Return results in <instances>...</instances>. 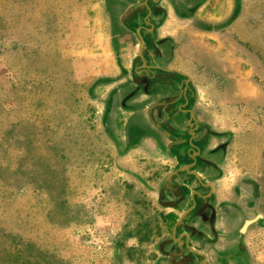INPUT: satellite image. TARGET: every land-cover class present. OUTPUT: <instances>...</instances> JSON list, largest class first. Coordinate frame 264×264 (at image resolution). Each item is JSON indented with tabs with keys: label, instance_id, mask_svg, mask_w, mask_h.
<instances>
[{
	"label": "rangeland",
	"instance_id": "obj_1",
	"mask_svg": "<svg viewBox=\"0 0 264 264\" xmlns=\"http://www.w3.org/2000/svg\"><path fill=\"white\" fill-rule=\"evenodd\" d=\"M234 2L237 13L242 0ZM244 3L251 18L236 28L240 42L250 39L263 60H220L222 90L210 86L212 61L200 60L207 80L193 104L214 113V126L232 124L226 100L235 96L247 123V95L263 98L264 0ZM127 6L0 0V264H155L159 257L178 204L164 191L166 159L133 157L135 142L123 138L136 133L123 129L117 90L136 77L140 61L136 31L119 25ZM230 19L208 34L216 37L212 46L232 52ZM242 140L247 148L262 143L263 114L247 123Z\"/></svg>",
	"mask_w": 264,
	"mask_h": 264
},
{
	"label": "crops",
	"instance_id": "obj_2",
	"mask_svg": "<svg viewBox=\"0 0 264 264\" xmlns=\"http://www.w3.org/2000/svg\"><path fill=\"white\" fill-rule=\"evenodd\" d=\"M123 1H127L129 6L123 10L119 25L136 31V35L138 32L142 34L144 40L142 54L146 65V68H143L139 58L140 61L134 68L136 77L117 90L119 101L117 109L125 114L126 120L123 129L136 133L135 135L130 133L129 136L127 134L123 138L125 141L128 139L131 143L135 142L136 151L132 154L133 157L143 158L146 155L166 159L164 164L168 167L165 170L170 175L168 180V175L166 176L164 181L166 184H171L174 176L181 178L180 173L188 172L189 168L195 165L192 174L198 181L201 179L210 186L208 193L211 196L209 204L204 203L197 211L206 213L203 218L208 219L209 216L213 218L211 222L213 230L210 231L206 223L205 226L197 227L205 230L194 232L195 244L201 248L210 263L232 264V260L235 259L233 239L236 231H232L231 225L225 223V218L230 216L232 211H237L241 213L242 219H239L241 222L243 218L250 217L256 210L258 211L254 202L257 203L260 196L264 198V140L253 148H247L242 140L247 123L249 125L258 119V115L259 117L261 114L264 115V87L261 100L253 99L249 92L247 100L244 101V109L251 110L247 123L244 121L246 116L238 109V100L235 96L233 100H226L227 111L232 103V108L230 107L228 112L233 117L231 126L226 127L214 126L212 117L214 113L210 118L207 110L204 113L202 106L193 104V98L200 89L201 79L207 80L203 62L200 60L212 61L210 66L217 73V81L212 80L210 86L219 87L221 90L225 83L218 82L220 60L235 59L239 54L242 56L245 54L246 59L263 60L262 52L260 55L253 52L250 39L244 37L240 42L237 31L240 27H248L247 22L251 18L250 6L242 0V3L238 4V12L235 13L234 0H144L142 6L145 7L136 8H132V5L141 0ZM230 16L227 44L230 45L232 42V52L212 46V42H216V37L208 34L209 28L214 27L213 24L228 20ZM259 20L264 23V12L259 16ZM194 21L199 23L197 27L193 26ZM192 43L197 45L194 47ZM203 45H209L210 49ZM235 47L238 49L241 47L243 53H239ZM138 69L140 72H136ZM262 81L264 86V71ZM246 87L250 91L255 90L256 86L246 84ZM215 101L211 100L210 105L213 106ZM254 107L259 108L257 116L255 113L252 114ZM190 112L193 113L192 122ZM116 114L119 115L117 110ZM143 141L147 143L146 147L140 146ZM176 167L179 168L173 174L172 171ZM178 172L180 173L176 174ZM177 181L176 178L174 182ZM195 185L193 181L186 182V188L191 190V194L195 190L200 194L207 192L206 186L201 189L195 188ZM195 201L194 199V203ZM194 205L196 207V204ZM185 207L178 206L177 216ZM260 208L264 215V205L262 204ZM247 221L250 223L246 225ZM247 221L242 223L239 235H242L245 228L253 225L254 220Z\"/></svg>",
	"mask_w": 264,
	"mask_h": 264
},
{
	"label": "flooded vegetation",
	"instance_id": "obj_3",
	"mask_svg": "<svg viewBox=\"0 0 264 264\" xmlns=\"http://www.w3.org/2000/svg\"><path fill=\"white\" fill-rule=\"evenodd\" d=\"M143 1L141 0L132 5V8L142 6ZM136 72H140V70L138 69ZM178 168L176 167L172 173ZM194 168L195 165L189 168V173L187 171L178 172L177 174L180 173L181 177L179 179L176 177L179 184L174 182L176 179L174 176L172 183L166 184L164 188V191L174 198V203H177L178 206L185 205L186 207L175 218L171 228L165 231L166 235L161 239L158 246L159 257L154 261L155 264H212L201 251V248L195 244L196 237L194 232L205 230L201 228L197 229V227L200 225L205 226L204 223H206V226H209V230H213V224H211L213 218H209L210 216L208 219L203 218L206 213L197 211L204 203L208 202L209 204L211 196L208 193L210 186L205 184L201 179L198 181L192 174L194 173ZM192 181L196 184L195 188L202 189L206 186L207 192L200 194L197 192L198 190H195L191 194V190L189 191L186 188V182ZM188 191L189 193H187ZM194 199L196 200L195 203ZM197 201L199 202L197 203ZM193 203L196 204V207ZM254 204L255 208L257 206L258 211L256 210L250 217L243 218L241 222H239V219H242L241 213L237 211H232L231 215L225 218V223L231 225L232 231H236V236L233 239V257L235 259L232 260V264H264V215L260 208L262 204L264 205V198L262 199L260 196L257 203L254 202ZM189 209L191 210L187 212ZM246 219L254 220L253 225L245 228L242 235H239L241 232L240 227L243 222L247 221Z\"/></svg>",
	"mask_w": 264,
	"mask_h": 264
},
{
	"label": "water",
	"instance_id": "obj_4",
	"mask_svg": "<svg viewBox=\"0 0 264 264\" xmlns=\"http://www.w3.org/2000/svg\"><path fill=\"white\" fill-rule=\"evenodd\" d=\"M145 4V3H144ZM148 18V16H147ZM147 22V21H146ZM137 36H138V39H139V44H138V55H139V58L141 60V63H142V67L143 68H146V65L144 63V58H143V54H142V50H143V47H144V40H143V37H142V34L140 32L137 33ZM190 117H191V122L194 120L193 119V113L190 112ZM191 124V123H190ZM191 135H193V132H191ZM190 145L192 147V149L194 150V145L192 144V142H190ZM195 151V150H194ZM196 152V151H195ZM196 154V153H195ZM175 174V173H173ZM170 175L167 176V180L169 179ZM180 221V220H179ZM250 222L247 221L246 222V225L249 224Z\"/></svg>",
	"mask_w": 264,
	"mask_h": 264
}]
</instances>
